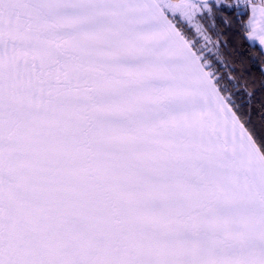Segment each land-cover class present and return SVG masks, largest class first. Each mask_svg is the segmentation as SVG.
<instances>
[{"label": "snow or ice", "instance_id": "obj_1", "mask_svg": "<svg viewBox=\"0 0 264 264\" xmlns=\"http://www.w3.org/2000/svg\"><path fill=\"white\" fill-rule=\"evenodd\" d=\"M0 264H264V0H0Z\"/></svg>", "mask_w": 264, "mask_h": 264}]
</instances>
